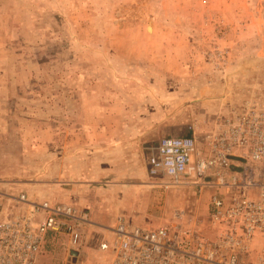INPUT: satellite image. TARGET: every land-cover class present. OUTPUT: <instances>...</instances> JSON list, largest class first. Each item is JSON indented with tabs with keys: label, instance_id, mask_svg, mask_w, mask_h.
<instances>
[{
	"label": "rangeland",
	"instance_id": "1",
	"mask_svg": "<svg viewBox=\"0 0 264 264\" xmlns=\"http://www.w3.org/2000/svg\"><path fill=\"white\" fill-rule=\"evenodd\" d=\"M247 103L264 105V0H0L2 193L54 199L68 158L97 224L119 209L145 227L182 209L205 218L194 180L154 179L149 158L165 137H194L203 152ZM90 231L76 261L54 235L38 264H107L102 230Z\"/></svg>",
	"mask_w": 264,
	"mask_h": 264
},
{
	"label": "built area",
	"instance_id": "2",
	"mask_svg": "<svg viewBox=\"0 0 264 264\" xmlns=\"http://www.w3.org/2000/svg\"><path fill=\"white\" fill-rule=\"evenodd\" d=\"M148 171L172 185L194 180L200 195L214 188L205 218L182 209L145 227L119 214L105 226L73 203L0 192V264H38L54 235L69 238L67 260L74 262L96 233L90 227L102 230L98 249L107 264H264V105L230 113L206 136L203 152L194 137L161 139Z\"/></svg>",
	"mask_w": 264,
	"mask_h": 264
},
{
	"label": "crops",
	"instance_id": "3",
	"mask_svg": "<svg viewBox=\"0 0 264 264\" xmlns=\"http://www.w3.org/2000/svg\"><path fill=\"white\" fill-rule=\"evenodd\" d=\"M160 142V141H159ZM157 147V146H156ZM155 150H156V148H155ZM155 152V151H154ZM56 158V159H55ZM53 160H55V162L57 161V157H54V159ZM65 166H66V169H65V171H61L60 172V176H62V177H60L58 174H57V172L55 173V177H53L54 179H53V183H55V185L52 187L53 188V194L56 196L54 199H52V198H50V199H48V200H50L51 202H53V203H58V202H65V203H73V204H76L79 208H82L81 207V205H79V204H82V203H84V202H86L85 201V197H86V184H84L83 182H84V179H83V177H84V174H83V172L81 171V169H78L77 171H70L69 170V162H68V158L66 159V163H65ZM70 172H72V173H70ZM64 173V174H63ZM148 174H149V172H148ZM150 175V174H149ZM150 177H152V176H150ZM153 178V177H152ZM161 178V177H160ZM154 179H159V178H154ZM65 180V182H67L68 184L64 187V186H60L59 185V182L60 181H64ZM193 188H195V191H196V195L197 196H199V198H200V200H202V198L205 196V197H207V203L209 202V199H210V196H211V194L213 193V191L215 190L214 188H212V187H206V188H204L203 189V193L200 195L199 193H198V188L197 187H194L193 186ZM120 190V195L122 196V194H123V191H122V189H119ZM148 190L149 189H141V191H139V192H141L140 194H138V196H139V199L141 200V198L143 197V194L144 193H148ZM93 192H94V194L95 193H97V194H99V192H101V190H99V188H96V190H93ZM108 195H110V194H112L114 191L112 190V193H110L111 192V190L109 189L108 191ZM119 192V191H118ZM125 192V191H124ZM60 196H62V197H65L64 199H66L65 201H61V200H63V198H61ZM146 196V198H144V199H142L141 200V202H142V206H143V204H144V208L146 209V210H149V208H150V203H151V201H152V199L150 200L149 199V195L147 194V195H144V197ZM58 197H59V200H57L58 199ZM151 198V197H150ZM42 199H46L45 197H43ZM56 199V200H55ZM96 199H98V198H96ZM149 200H150V202H149ZM114 205H116V204H111V205H109V207H106V208H104L105 210H110L111 209V207L112 206H114ZM152 207H153V205H152ZM134 208V207H133ZM82 209H84V208H82ZM205 209H206V213H208V204H207V206L205 207ZM127 212V211H126ZM125 212V210L124 211H120V209L118 210V212H114V213H116V215L114 216V219H113V223L112 224H114V222H115V220H116V217L119 215V214H126V215H128L127 213ZM90 213H91V218H92V220H94L93 219V212H92V209H91V211H90ZM128 216H130V215H128ZM132 217V216H131ZM140 219H138V221L136 220L135 221V219H133V221H134V223L135 224H138V225H142L143 223H144V221H145V219H142L141 217H139ZM95 221V220H94ZM98 223H101V222H98ZM100 225H105L104 223H101ZM144 225V224H143ZM51 239V238H50Z\"/></svg>",
	"mask_w": 264,
	"mask_h": 264
}]
</instances>
